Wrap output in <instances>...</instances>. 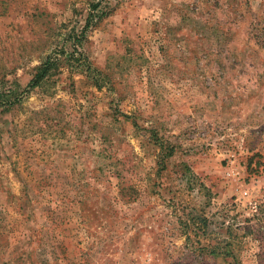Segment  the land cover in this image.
<instances>
[{
    "label": "rangeland",
    "instance_id": "374dc122",
    "mask_svg": "<svg viewBox=\"0 0 264 264\" xmlns=\"http://www.w3.org/2000/svg\"><path fill=\"white\" fill-rule=\"evenodd\" d=\"M0 95V264H264V0H0Z\"/></svg>",
    "mask_w": 264,
    "mask_h": 264
},
{
    "label": "trees",
    "instance_id": "16d2710c",
    "mask_svg": "<svg viewBox=\"0 0 264 264\" xmlns=\"http://www.w3.org/2000/svg\"><path fill=\"white\" fill-rule=\"evenodd\" d=\"M86 25H84L85 27ZM52 64L49 61L44 62L40 68L35 72V74L33 75L32 79L30 80V82L28 83L29 87H35L38 85V83L46 76V74L48 73V71L51 69ZM6 96H2L0 95V107L1 106H10L12 104V102H9V100L5 99ZM17 98H14L13 101H16Z\"/></svg>",
    "mask_w": 264,
    "mask_h": 264
},
{
    "label": "crops",
    "instance_id": "0c3cea01",
    "mask_svg": "<svg viewBox=\"0 0 264 264\" xmlns=\"http://www.w3.org/2000/svg\"><path fill=\"white\" fill-rule=\"evenodd\" d=\"M180 216H181L180 214H177V222H178V224H180V222H179L180 219H181ZM191 218H192V217L190 216V219H191Z\"/></svg>",
    "mask_w": 264,
    "mask_h": 264
}]
</instances>
